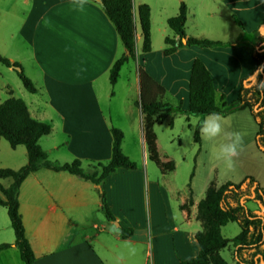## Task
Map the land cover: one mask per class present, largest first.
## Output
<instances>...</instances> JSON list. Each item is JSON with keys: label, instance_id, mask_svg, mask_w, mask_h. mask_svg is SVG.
Here are the masks:
<instances>
[{"label": "crops", "instance_id": "1", "mask_svg": "<svg viewBox=\"0 0 264 264\" xmlns=\"http://www.w3.org/2000/svg\"><path fill=\"white\" fill-rule=\"evenodd\" d=\"M181 2L187 8L186 37L225 44L209 48L185 46L169 55L163 53L165 45H153V9L159 13V21L163 25L176 14ZM140 4H147L150 8L151 44L149 52L144 54L141 53L142 39L137 17ZM132 10L136 57L121 66L117 77L118 81L125 64L133 63L134 82L129 83L127 89L134 90L137 98L135 102L130 101L127 115L134 112L142 115L136 105L140 97L139 67L163 87L164 101L179 106L182 111L188 108V81L196 58L204 63L212 78L218 104L221 99L232 103L237 98L240 85L252 83L250 74L255 62L246 47L238 42L264 24V0H132ZM17 14L19 22L15 32L8 36L4 57L19 63L34 83L36 92L30 93L33 98L27 101L21 97L29 115L49 124V135L58 129L64 138L63 142L55 143L53 139L45 143L48 145L45 149L41 147L48 158L59 163L79 159L89 162L88 166L107 162L111 156V127L122 131L121 151L129 158L124 138L131 137L132 123L125 120L122 125L113 124L111 117L105 115L99 98V91L110 83V68L124 53L121 40L100 1L89 0L80 11L73 0H0V16L14 18ZM189 25L201 30L187 31L186 26ZM161 36L164 40L173 34L161 29ZM4 88L9 95L6 99L13 97L12 91ZM245 110L235 111L226 117L237 115L234 119L244 120L247 118ZM107 111L110 114V110ZM178 115L190 119V114ZM168 118L173 119L174 116L169 115L164 120ZM61 145L63 150L59 152ZM141 147L143 159H139L135 170L117 169L102 183L114 221L105 218L97 188L87 180L65 171L47 169L32 172L23 180L18 192L19 213L25 236L35 255L33 264H145L132 262L134 247L140 244L134 232L128 238H122L119 229L136 228L147 214L149 228L153 216L154 230L157 231L159 212L163 207L169 215L175 213L180 218V225L174 226V231L179 234L177 250L186 251L184 235L194 228L189 233L194 237L202 229L201 221L195 218L200 199H194L191 192L176 186L163 190L167 194L165 198L161 197L158 182L149 177L154 168L149 166L148 160L157 166L159 159L156 141L149 128L143 132ZM240 159L243 163L240 176H251L264 188V153L249 144L246 152H241L238 164ZM205 184L204 179L203 186ZM144 189L145 197L142 195ZM173 200L175 202L171 204ZM249 209L261 212L256 204ZM4 213L7 216V211ZM4 223L3 212H0V228H5ZM182 227L187 231L184 232ZM14 241V233L11 236L8 230L0 237V244H10L0 251V264H23ZM148 247L144 242L143 257L148 254ZM163 256L171 258L167 254L159 257ZM17 257L21 262H17ZM185 259L188 257H178L176 263Z\"/></svg>", "mask_w": 264, "mask_h": 264}, {"label": "trees", "instance_id": "2", "mask_svg": "<svg viewBox=\"0 0 264 264\" xmlns=\"http://www.w3.org/2000/svg\"><path fill=\"white\" fill-rule=\"evenodd\" d=\"M100 5L114 25L124 47V53L113 63L109 71V82L113 86L121 66L128 59L136 57L132 0H100ZM186 15V5L181 2L177 13L166 20L173 36H166L163 40L165 55L185 46L209 48L225 44L205 38L186 37ZM137 17L142 39L141 53L144 54L149 52L151 44L150 8L147 4L137 6ZM237 23L240 25L238 21ZM238 43L246 47L255 62V68L250 74L253 77L252 83L249 86L241 84L237 98L232 103H226L223 99L220 104L216 102L212 78L204 63L198 58L194 59L191 66L186 111L164 102L163 87L139 67L140 97L136 104L146 116V121L149 122L148 119L153 118V121L161 122L171 113L197 115L200 118L194 127L193 140L199 143L204 116L211 112L227 116L246 109L257 125V148L264 153V24L247 34L246 39L241 38ZM0 63L16 72L27 92H36L33 82L25 75L19 63L9 61L1 54ZM110 131L111 156L107 162H96L87 169L82 167L79 159L59 163L50 160L38 143L41 137L51 133V126L33 119L21 98L10 97L0 103V140L5 139L11 148L23 145L27 154V162L20 168L15 170L0 168V180L6 178L11 180L7 187L0 183V206L6 208L10 227L15 236L14 245L19 250L23 264H33L35 255L25 236L19 213L18 192L23 180L32 172L39 169L65 171L91 182L97 188L105 218L109 221L115 220L106 201L102 183L117 169L135 170L137 164L121 151L122 131L114 127H111ZM248 202L255 203L261 212L249 209L246 205ZM195 218L202 223V229L194 234L198 252L194 257L176 264H228L220 252L229 246L234 249L236 264H264V188L253 177L247 176L239 183L226 181L220 185L211 181L197 204ZM230 222L238 225L239 232L232 238H226L222 235L221 228ZM119 233L122 238H128L133 231L131 228L120 227ZM9 246L10 244L6 243L0 244V251Z\"/></svg>", "mask_w": 264, "mask_h": 264}, {"label": "rangeland", "instance_id": "3", "mask_svg": "<svg viewBox=\"0 0 264 264\" xmlns=\"http://www.w3.org/2000/svg\"><path fill=\"white\" fill-rule=\"evenodd\" d=\"M152 14L153 45H156L157 47V45H164L161 36V29H164L167 34H171V30L168 28L167 24L162 25L160 23L158 12L153 9ZM18 18H20L19 14H17L14 18H11L9 15H7V18L0 16V54L3 57L6 45L9 43L8 36L10 33L15 32L19 22ZM186 28L187 31L198 32L201 30L193 28L190 25L186 26ZM134 72L135 70L133 69L132 62L125 64L122 67L114 89L110 83L109 85L106 84V87L99 91V98L103 110L105 109V115L111 117L113 124L122 125V123H125V120H130L132 123L131 137L125 136L124 146L125 149H127L129 159L137 165L140 163L139 159L142 160L144 155L141 147V138L143 132L149 128L150 133L155 138L159 158L157 166H154V164L150 161L151 159L148 160L149 166H153L154 168L152 172H149L152 173V175L149 174V177L154 178L155 181L158 182L159 189H161V197L165 198L167 194L163 190H166L169 186H176L180 190L184 189L185 191L191 192L194 199H201L204 196L205 189L210 181H214L216 185H220L226 181L239 183L240 180L242 181L244 179V176H240L242 174L241 169H243L241 159L239 161L240 165L236 161L234 170L229 171L224 168L221 162L213 158L212 154L215 147L222 142V138H218L216 141H208L202 139L201 137L200 144L194 142L193 131L197 123V119L200 118L199 116L189 115L190 119H186L185 116L178 115L181 113H171L170 115L174 116L173 119L168 118L161 122H155L153 121V118H149L148 120L150 121L147 122L146 119H144L146 118L145 115L142 113L141 116L138 113L135 114L134 110V114L127 115L129 105L131 103L130 101H134L137 98L135 97L134 90L129 91L127 89L128 84L134 82ZM4 87L7 89L9 88L12 91L13 97H23V99L27 101L33 98L32 95H30V93L23 87L16 72L14 70L8 71L6 67L0 63V101L9 97ZM165 98L166 97L163 96V101ZM107 110H110V114ZM243 112H245L248 119L239 120L238 118L234 119L237 115H233L234 117L229 116L227 117L225 128L228 131H240L245 134V148L243 151L245 153L246 147H248L249 144H252L253 147L257 148V125L249 111L245 110ZM205 117L206 116L203 118ZM138 138H140V140H138ZM53 139L55 143L63 142L64 138L60 136L58 129H55L52 135L41 137L38 143L40 147L45 149L48 146L45 143L51 142ZM60 148L59 152H62L63 146L61 145ZM52 155L54 156V154ZM148 156L149 155H147V158ZM49 159L51 160V157ZM26 162L27 154L23 145L11 148L5 139L2 138L0 140V168L15 170L23 166ZM88 163L89 162L81 161L84 169L88 168ZM237 165L240 166V168H236ZM204 179L205 183H207V185L205 184L206 186H203ZM10 181V179L6 178L2 179L0 183L4 187H7L10 184ZM138 194L141 196V190L138 191ZM142 195L145 197V189L142 191ZM174 202L175 200H173L171 204H174ZM254 205L255 204L253 202L247 203L249 208ZM0 212H3L5 222L3 225L5 228H0V237H2L7 230L10 232V235L13 236L8 218L6 213H4L6 210L1 209L0 207ZM116 225L117 224L115 222V226ZM175 225H180V218L178 215H175V213H173V215H169V212H166L164 207L159 212V225L157 231L154 230L153 216L151 217L149 228L146 214L142 223H139L136 228H131L134 232L135 238L140 242V244L134 247V258L132 262H144L145 264H175L178 257H194L198 252V245L194 237H191L189 234L190 231L194 230V228L193 230H188V235H184L183 243H185L187 249L184 253H182L180 250H177L179 234L174 231ZM181 229H183L184 232L187 231L185 227H182ZM238 232L239 227L233 222L227 223L221 228L222 235L227 238L234 237L238 234ZM144 242L148 244L149 252L143 257ZM233 251V247L229 246L220 252L228 264H236ZM161 254H167L171 256V258H164L165 256L160 258L159 256ZM17 262H21L18 257Z\"/></svg>", "mask_w": 264, "mask_h": 264}, {"label": "clouds", "instance_id": "4", "mask_svg": "<svg viewBox=\"0 0 264 264\" xmlns=\"http://www.w3.org/2000/svg\"><path fill=\"white\" fill-rule=\"evenodd\" d=\"M89 0H73V4L83 11ZM227 117L219 112L209 113L201 122L200 134L202 139L216 141L222 138V142L215 147L213 158L222 163L226 170H234L236 161L245 148L244 133L240 131H228L225 128Z\"/></svg>", "mask_w": 264, "mask_h": 264}, {"label": "water", "instance_id": "5", "mask_svg": "<svg viewBox=\"0 0 264 264\" xmlns=\"http://www.w3.org/2000/svg\"><path fill=\"white\" fill-rule=\"evenodd\" d=\"M95 1L99 2L100 0H95ZM183 42H185V40H183ZM252 196H253V194H252Z\"/></svg>", "mask_w": 264, "mask_h": 264}]
</instances>
